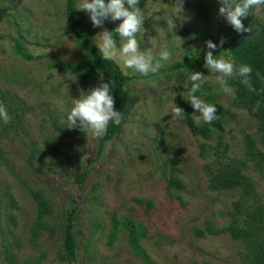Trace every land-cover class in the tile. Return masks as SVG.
Wrapping results in <instances>:
<instances>
[{
  "label": "rangeland",
  "instance_id": "rangeland-1",
  "mask_svg": "<svg viewBox=\"0 0 264 264\" xmlns=\"http://www.w3.org/2000/svg\"><path fill=\"white\" fill-rule=\"evenodd\" d=\"M64 1L0 0V96L9 102L4 106L9 120H0V264H9V254L18 264H59L61 225L72 207L76 264H246L243 244L228 234H195L206 227L228 226L232 205L242 192L208 187L203 167L214 157L211 152L202 157L200 146L215 145L220 133L225 155L242 160L244 135L257 137L255 121L233 104V94L223 92L204 67L196 72L210 77L194 94L206 103L210 95L226 114L210 139L194 135L185 116L199 125L205 122L196 118L200 113L189 102L190 74L183 81L168 73L144 76L115 61L125 75L140 78L131 83L135 97L125 124L99 148V139L89 130L68 128L72 99L87 93L91 84L48 69L47 59L23 61L11 51L14 37L31 55L77 61L80 51L64 19ZM199 1L181 0L180 12L177 0H140L145 16L137 34L140 50L158 52L169 43L174 62L207 49V40L216 44V28L198 19ZM79 14L95 45L98 33L117 34L122 23L109 17L102 27H93L87 12ZM254 16L264 27L259 8ZM213 21L228 25L225 18ZM183 25H193L201 35L196 34L193 43L182 42ZM116 43H122L119 35ZM173 102L184 111L187 107L188 113L176 116ZM248 166L245 173L255 183L249 199L264 203L262 177ZM82 170L88 174L78 184L74 175ZM171 178L180 187L168 188ZM30 191L38 192L49 206V231L34 233L36 201ZM113 214L145 228L141 246L146 258L131 245L129 224L113 229Z\"/></svg>",
  "mask_w": 264,
  "mask_h": 264
},
{
  "label": "trees",
  "instance_id": "trees-1",
  "mask_svg": "<svg viewBox=\"0 0 264 264\" xmlns=\"http://www.w3.org/2000/svg\"><path fill=\"white\" fill-rule=\"evenodd\" d=\"M78 1H64V19L80 51V57L77 61L65 62L58 58L31 55L21 40L14 37H11L13 42L11 51L23 61L47 59L46 67L48 69L68 73L80 83L91 84L90 89L98 86L100 83L110 84L112 87L111 95L115 101V110L119 111L123 117L118 125L109 123L106 134L99 139V148H102L106 141L119 134L122 126L125 124L135 97L131 83L133 79L140 78V75L127 76L114 60L102 58L100 51L90 37L89 30L81 23L77 6ZM196 5L200 23L214 26L216 28V31H214L219 36L216 42L218 47L213 52V55L217 56V58L223 56L225 59H230L237 66L246 64L252 68L250 81L254 91H249L240 82L239 77L228 78L227 82L234 89L233 104L246 109L249 116L255 121L257 137L254 138L250 134L244 135L242 160L225 155L222 149L224 144L222 143V135L220 133L215 145L201 144V156L206 157L207 153L211 152L214 157L208 164H204L203 167L207 176L208 187L213 191L220 189H241L242 192L239 199L232 205L233 212L228 226L216 230L206 227L204 231L196 230L195 234L202 237L205 232L211 235L226 233L232 239L243 244L247 251L246 264H264V203L259 202L257 199H249L251 192L255 188V183L245 173L247 168H249L248 164H251V169L257 171L264 182V27L261 22L255 19L254 12L256 8L250 9L249 15L246 18H242L244 27H250V32L237 33L230 24L222 26L214 24L213 18L218 20L224 18L219 15L221 4L218 0H200ZM259 9L264 13V5L260 6ZM181 31L182 42L186 44L193 43L196 34L201 35L200 30L193 25H183ZM117 37L118 34L113 35L116 41ZM221 38L226 40L222 47L219 46ZM0 39H3V35L1 34ZM206 51L208 49L191 51L181 60H176L153 74H174L183 81L190 73L200 71L205 67L204 56ZM101 73H103L102 81L100 79ZM206 98L210 104L217 107L216 115L218 119L212 124L205 123L203 125L194 123L187 115L184 120L194 135L210 139L214 130H220L221 124L225 119L226 110L214 103L210 95L207 94ZM0 103L9 107L8 100L3 96H0ZM257 104H259V108L254 110ZM184 112L188 113L187 107ZM87 174L86 170L79 171L74 175V179L78 184H81ZM171 179H169L168 188L180 187L178 181ZM30 192L36 201L34 233L49 231L51 228L45 222L46 216L50 213L49 206L46 201L42 200L38 192ZM148 204L150 205V203ZM75 214L76 208L72 207L62 221L61 245L57 256L59 264H76L77 240L73 231V218ZM112 220L114 223L113 229L118 224H122L123 226L129 224L130 243L135 250L141 252L146 258L144 249L141 246V240L146 235L145 228L129 220L118 219L114 214ZM7 260L9 264H18V259L12 254H9ZM20 264H38V262L24 260Z\"/></svg>",
  "mask_w": 264,
  "mask_h": 264
},
{
  "label": "clouds",
  "instance_id": "clouds-1",
  "mask_svg": "<svg viewBox=\"0 0 264 264\" xmlns=\"http://www.w3.org/2000/svg\"><path fill=\"white\" fill-rule=\"evenodd\" d=\"M139 2L140 0H108L107 3L105 0H80L78 8L89 14L93 27H102L103 21L109 17L113 21L122 20L115 29L122 43L117 46L113 34L105 30L94 38L96 46L103 59L117 61L125 69H132L147 76L149 73H157L165 63L172 62L173 53L169 43L162 45L158 52H154L152 48L140 50L137 34L143 27L145 16L144 11L138 7ZM218 2L221 4L219 15L224 17L237 33L250 32V27H244L242 18L249 15L250 9L264 5V0H218ZM175 8L182 11L181 0H177ZM225 42L226 40L221 38L219 46L222 47ZM205 45L208 51L205 52L204 66L212 73L211 77H214L223 92L234 94V89L227 82L231 77H239L240 82L249 91H254L250 81L252 73L250 65L237 66L234 61L223 56L217 58L213 52L218 45L211 40L205 41ZM208 77L200 72L190 73L189 81L192 82V87L189 102L193 109L200 113L197 119L202 118L205 123L212 124L218 119L217 107L194 94ZM100 79L103 80V73L100 74ZM111 91L112 87L109 83H100L87 93L81 91L79 98L72 99L73 104L67 115L68 128L87 129L94 138L100 139L106 134L109 123L118 125L123 116L115 110ZM60 107L63 108V101H60ZM170 107L176 116L184 115V110L174 102ZM258 108L259 104L254 110ZM0 120L4 123L9 120L7 110L2 103H0Z\"/></svg>",
  "mask_w": 264,
  "mask_h": 264
}]
</instances>
